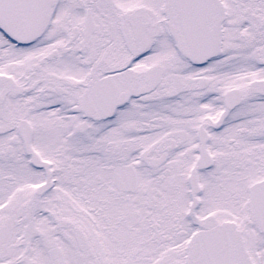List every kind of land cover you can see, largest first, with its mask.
Wrapping results in <instances>:
<instances>
[{
  "label": "snow or ice",
  "instance_id": "snow-or-ice-1",
  "mask_svg": "<svg viewBox=\"0 0 264 264\" xmlns=\"http://www.w3.org/2000/svg\"><path fill=\"white\" fill-rule=\"evenodd\" d=\"M0 264H264V0H0Z\"/></svg>",
  "mask_w": 264,
  "mask_h": 264
}]
</instances>
